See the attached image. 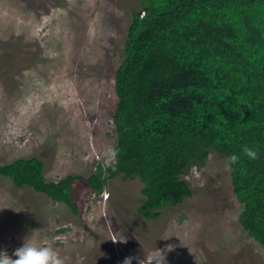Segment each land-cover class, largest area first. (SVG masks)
<instances>
[{"label":"rangeland","instance_id":"374dc122","mask_svg":"<svg viewBox=\"0 0 264 264\" xmlns=\"http://www.w3.org/2000/svg\"><path fill=\"white\" fill-rule=\"evenodd\" d=\"M141 0H0V164L37 158L56 182L87 178L115 148V71ZM227 158L213 149L181 177L191 196L145 219L142 183L122 175L100 195L73 184L77 213L0 177V250L47 242L64 264H264L241 228ZM15 258V257H13Z\"/></svg>","mask_w":264,"mask_h":264},{"label":"trees","instance_id":"16d2710c","mask_svg":"<svg viewBox=\"0 0 264 264\" xmlns=\"http://www.w3.org/2000/svg\"><path fill=\"white\" fill-rule=\"evenodd\" d=\"M115 71L117 157L87 178L49 182L37 158L0 164V177L31 188L76 214L73 184L103 193L109 179H139L137 212L160 210L192 194L181 179L213 149L239 159L229 169L241 205L238 222L264 246V0H141ZM257 150L256 159L242 151Z\"/></svg>","mask_w":264,"mask_h":264},{"label":"clouds","instance_id":"9594fccd","mask_svg":"<svg viewBox=\"0 0 264 264\" xmlns=\"http://www.w3.org/2000/svg\"><path fill=\"white\" fill-rule=\"evenodd\" d=\"M242 151L250 159L257 157L255 148L244 145ZM117 154V150L112 147H108L103 153L107 161L112 163L115 162ZM238 159L239 157L235 153L229 155L225 167L230 169L231 165L236 163ZM130 259L126 258L124 264H130ZM0 264H64V259L46 241L36 242L25 239L22 246L15 249L11 256L0 250ZM148 264H162V255L150 258Z\"/></svg>","mask_w":264,"mask_h":264}]
</instances>
